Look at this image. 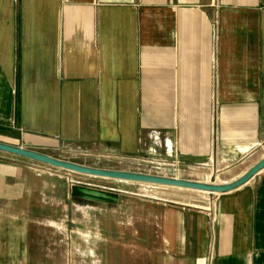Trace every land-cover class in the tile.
Here are the masks:
<instances>
[{
    "label": "crops",
    "instance_id": "0c3cea01",
    "mask_svg": "<svg viewBox=\"0 0 264 264\" xmlns=\"http://www.w3.org/2000/svg\"><path fill=\"white\" fill-rule=\"evenodd\" d=\"M0 143L235 181L264 158V0H0ZM47 168L0 153V264H264V169L176 202Z\"/></svg>",
    "mask_w": 264,
    "mask_h": 264
},
{
    "label": "water",
    "instance_id": "95a60500",
    "mask_svg": "<svg viewBox=\"0 0 264 264\" xmlns=\"http://www.w3.org/2000/svg\"><path fill=\"white\" fill-rule=\"evenodd\" d=\"M0 153L11 155L27 161L38 163L53 169L63 170L73 174L87 176L98 179L114 180L121 182H129L135 184H146L161 187L177 188L197 192H206L214 195L226 194L233 192L254 178L260 171L264 169V158L249 169L244 175L235 181L225 185H209L199 182H192L187 180L164 178L157 176H149L136 173L107 171L101 169L87 168L81 165L70 163L67 161L57 160L49 156L36 153L0 143ZM76 192L81 195L83 199L95 202L111 203L116 202L117 198L107 195L106 193L95 191L86 188H76Z\"/></svg>",
    "mask_w": 264,
    "mask_h": 264
},
{
    "label": "rangeland",
    "instance_id": "374dc122",
    "mask_svg": "<svg viewBox=\"0 0 264 264\" xmlns=\"http://www.w3.org/2000/svg\"><path fill=\"white\" fill-rule=\"evenodd\" d=\"M61 156H66L69 157V155H61ZM71 160L75 162H81V163H86L87 165L90 166H111L112 168L116 170H123V171H130V172H157L161 173L164 170V167L155 164V165H147L144 164L142 161L139 160H130V159H117V160H103V159H96V158H89L87 156H82L79 157V155H70ZM52 171H60V173H66L63 170H57L53 168H47L46 173L51 174ZM181 173L179 174L181 177L188 179L187 181H192L196 179H202L203 184H209V185H219L223 182H228L231 180V178H234L235 175H223L218 177L217 175L215 176H210L207 174V172L201 171L198 172L196 170H181ZM68 173V172H67ZM70 173V172H69ZM73 177H75V180L73 182L76 183H90L92 185H97V186H107L115 189H119L124 191L125 193L128 194H143L144 191H147L148 189H151L150 194L155 197H160V198H167L172 201H191V202H201L205 200V197H213L209 193H203V192H197V191H190V190H184V189H177V188H166V187H156V186H140L139 184L135 183H123V182H117V181H110V180H102L98 178H92V177H87V176H81L77 174L71 173ZM192 182H198V181H192ZM74 186L75 185L73 183ZM80 187V186H78ZM96 191V190H95ZM213 195V194H212ZM110 196V195H109ZM113 197V196H112ZM119 199H124L127 198L123 195H119Z\"/></svg>",
    "mask_w": 264,
    "mask_h": 264
},
{
    "label": "bare ground",
    "instance_id": "6f19581e",
    "mask_svg": "<svg viewBox=\"0 0 264 264\" xmlns=\"http://www.w3.org/2000/svg\"><path fill=\"white\" fill-rule=\"evenodd\" d=\"M203 193H206V192H203Z\"/></svg>",
    "mask_w": 264,
    "mask_h": 264
}]
</instances>
